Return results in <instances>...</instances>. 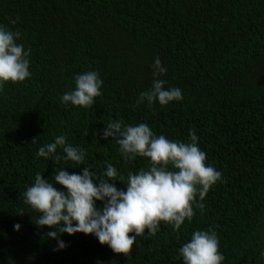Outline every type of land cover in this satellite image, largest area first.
Segmentation results:
<instances>
[{
	"label": "trees",
	"instance_id": "trees-1",
	"mask_svg": "<svg viewBox=\"0 0 264 264\" xmlns=\"http://www.w3.org/2000/svg\"><path fill=\"white\" fill-rule=\"evenodd\" d=\"M0 24L31 49V76L0 91V264L19 256L29 264H184L179 249L209 229L222 264H264V0H0ZM156 57L167 69L164 87H178L183 99L136 104L152 87ZM88 71L103 81L93 107L64 105L75 76ZM121 119L173 142L189 143L194 129L222 182L203 201L197 196L205 207L193 204L190 223L176 232L161 222L155 236L137 237L129 257L82 232L60 234L66 247L54 251L58 240L47 233L57 229L38 226L40 213L21 193L37 172L66 191L54 182L56 169L82 174L87 165H56L38 157L39 148L63 135L86 149L90 171L100 175L111 163L118 175L110 183L126 190L128 173L149 163L125 160L116 141L103 138L105 126ZM57 154L65 155L59 147Z\"/></svg>",
	"mask_w": 264,
	"mask_h": 264
},
{
	"label": "clouds",
	"instance_id": "clouds-1",
	"mask_svg": "<svg viewBox=\"0 0 264 264\" xmlns=\"http://www.w3.org/2000/svg\"><path fill=\"white\" fill-rule=\"evenodd\" d=\"M18 20L19 17L10 23L15 25ZM20 37L19 31H11L0 24V91L8 82L20 83L31 76L28 59L31 49L25 51L24 46L16 42ZM151 67L152 87L139 93L136 104L147 102L151 107L157 101L161 106L181 101V89H166L167 81L159 79L167 72L159 57ZM74 79L75 90L64 93L61 102L66 106L92 108L95 98L102 94L103 81L99 73L88 71ZM87 134L85 132L84 135ZM108 137L119 145L118 150L125 160H135L138 156L148 158L147 169L129 172L126 182L121 178V182L127 185L126 190L110 183L117 181L118 175L111 163L106 162V171L100 175L90 171L92 168L85 162L86 149L67 144L63 135L55 137L54 142L40 147L37 152L38 157H51L56 165L62 159L78 166L87 165L82 174H70L63 170L64 167L56 169L54 182L66 191L58 190L54 183L37 172L34 184L21 193L24 203L40 213L35 223L40 227L57 229L47 233L48 237L58 240V248L54 251L66 247L59 240L60 234L82 232L94 234L114 253L129 257L137 237H144L146 231L149 237L155 236L161 222L172 225L176 232L185 220L190 223L196 214L193 204L201 212L205 207L197 201V196L199 201H203L210 188L217 181L222 182V174L205 163L206 153L197 146L198 137L194 129L189 131V143L173 142L164 135H155L145 123L132 126L124 124L121 119L110 121L105 126L103 138ZM36 141L34 138L32 143ZM58 147L65 155L57 154ZM97 201L103 202L102 208H97ZM20 227V224L14 225L17 231ZM179 253L184 264H222L225 259L219 251L218 236L211 229L194 231Z\"/></svg>",
	"mask_w": 264,
	"mask_h": 264
},
{
	"label": "rangeland",
	"instance_id": "rangeland-1",
	"mask_svg": "<svg viewBox=\"0 0 264 264\" xmlns=\"http://www.w3.org/2000/svg\"><path fill=\"white\" fill-rule=\"evenodd\" d=\"M10 264H29V262L25 257L19 256L15 258Z\"/></svg>",
	"mask_w": 264,
	"mask_h": 264
}]
</instances>
